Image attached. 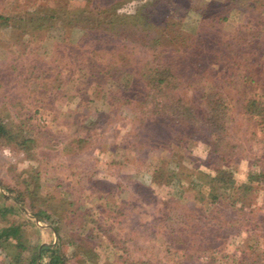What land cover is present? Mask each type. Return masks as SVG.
Segmentation results:
<instances>
[{"label":"trees","instance_id":"trees-1","mask_svg":"<svg viewBox=\"0 0 264 264\" xmlns=\"http://www.w3.org/2000/svg\"><path fill=\"white\" fill-rule=\"evenodd\" d=\"M71 2L54 0L51 5L36 6L31 13L44 14L43 17L27 19V28L15 29L19 32L16 38L21 40L24 49H29L30 41L23 37L31 36L36 30L48 31L49 37H66L74 30L93 32L91 49L83 53L90 55V63L85 65L79 55L71 52L76 55L77 73L68 71L71 73L62 83L61 73L56 71L53 87H63L65 95L83 99L86 96L82 93L89 85L108 84L117 90L112 102L129 105L133 124L130 141L151 153L168 154L172 149L184 152V161L181 157L180 161L174 162L175 174L170 171L165 158H158L159 166L147 178L150 192H156L161 204L173 212L180 208L173 220L183 221L176 230H171L168 224L163 227L166 237L164 257L172 264L176 260H179L178 264L198 261L202 264H264V228L256 234L259 222L253 221L249 225L246 219L248 215H255L256 193L264 191V57L261 61L252 57L253 54L264 56V22L244 18L242 25L233 26L234 33L230 38H227L229 33L222 31L217 39L202 36L206 25L220 28L228 25L232 10L245 16L251 12L264 14V0H102L100 5L80 1L76 7ZM128 4H132V9L127 7ZM80 5L84 6L78 7ZM77 7L81 8L78 10L81 13L88 14L74 15ZM213 7L218 8L220 14L213 13ZM129 9L131 11L127 13ZM104 13L113 19L106 23L98 20ZM0 20L10 24L11 34L15 24L20 23L16 17L4 18L2 14ZM56 29L62 33L51 35ZM26 52L23 50L22 55H27ZM105 55L109 62L102 65ZM128 64H134L138 73L123 81V77H118ZM205 65H221L229 70L226 75L230 78L229 83L233 81L232 69L240 66L242 73L239 71L236 76L241 74L244 84L253 83L258 88L254 91L260 97L253 96L242 106L241 120L244 122L241 125H233L235 121L229 115L228 100L220 86L209 80ZM43 70V76L47 78L48 69ZM31 74V70L27 72L28 77L23 79L25 83L30 81ZM105 74H108L107 78L102 77ZM161 133H165V138L160 137ZM26 143L31 142L26 138L20 140L0 117V147H13L16 151ZM73 143L78 146L83 141L70 138L66 145L68 151ZM249 144L255 146L260 155L251 161L241 157L246 162L242 172L239 156ZM197 146L205 150L204 159L217 164L218 169L195 167L185 151ZM240 172L243 177L237 182L236 175ZM178 175L188 183L191 180L197 182V185L191 184L194 193L190 199L185 195H172L169 185L177 181ZM0 190V222H3L0 225V251L7 263H22V256H25L27 264H64L63 254L59 251L60 239L51 246L41 242L24 243L20 224L15 222L16 216L26 213L30 222L45 224L51 220V214L39 207L34 209L32 202L27 206L29 209L24 208L23 195L16 188L0 185ZM142 196V193L137 195L135 203ZM146 200L147 197L144 206L152 204ZM98 206L102 215L114 221L113 216L106 215L109 211L105 203ZM142 207L139 206L140 211L144 210ZM122 212L118 209L115 215ZM139 213L133 215L134 221ZM88 216L92 215H85ZM85 217L73 229L74 233L89 224ZM252 226L256 227L252 228L253 232ZM34 228L42 231L41 227ZM59 229L51 227L46 231L59 238ZM207 253L210 254L202 258ZM45 258L47 260L43 261Z\"/></svg>","mask_w":264,"mask_h":264},{"label":"rangeland","instance_id":"rangeland-1","mask_svg":"<svg viewBox=\"0 0 264 264\" xmlns=\"http://www.w3.org/2000/svg\"><path fill=\"white\" fill-rule=\"evenodd\" d=\"M53 1L0 0V14L4 18L14 16L20 21L19 25L15 24L11 34L10 24L1 23L0 20V117L20 140L26 138L31 142L19 146L16 151L13 147H0V185L10 189L16 188L23 195L24 208L32 202L34 209L39 207L51 214V220L45 224L30 222L26 213L16 216L15 222L20 224L21 241L31 245L41 242L42 245L51 246L60 239L62 244L59 241V251L63 254L64 264H172L163 253L166 241L163 227L165 224H168L171 230L181 227L183 221L173 220L176 214L180 213V208L173 212L161 204L156 192H150L147 178L150 172L159 166V162H156L158 158H165L173 168L174 162L180 161L181 157L184 161L185 154L173 149L168 154H153L145 149L141 150L130 141L129 133L133 124L129 105L120 104L118 101L113 103L112 97L117 95V90L111 89L108 84L89 85L85 93H82L86 96L83 99H73L71 95L64 94L66 92L63 87H53L56 71L61 73L62 83L71 72L77 73L74 66L76 55L71 52L79 55L85 65L90 63V55L83 53L91 49L93 39V32L88 31L74 30L67 33L66 37H49V32L42 29L33 31L31 36L29 34L23 37H28L30 41L29 49H24L21 40L16 38L19 32L15 29L27 28L25 23L29 18L43 17L44 14L35 15L31 12L36 6L45 3L51 5ZM80 1L93 5H100L102 2L72 0L71 5L76 7ZM131 5L128 4L127 7L131 8ZM78 7L74 15L88 14L78 11L81 9ZM129 11L131 10H127V13ZM212 12L220 14L219 9L215 7ZM228 16V25H222L221 28L218 25H206L202 36L217 39L222 31L229 33L227 38H230V34L234 33L233 26L242 25L244 18L260 20L262 24L264 22V14L251 12L245 16L232 10ZM92 18L93 16L90 17ZM112 19L107 13L98 16V20L103 23ZM57 33L62 32L59 29L51 31V35ZM55 39L59 43L54 41ZM23 50L27 51V55H22ZM252 57L261 61L264 56L253 54ZM102 58V65L109 62L106 55ZM33 65L38 68H33ZM39 68L48 69L47 78L43 76L44 70ZM205 68L209 80L220 86L228 100L229 115L235 121L233 125H241L244 122L241 120L242 106L247 99L260 97L259 93L254 91L258 88L253 83L244 84L241 74L236 76L239 71L242 73L243 68L240 66L232 69L231 83L230 78L226 77L229 70L221 65H205ZM30 70V81L25 83L23 79L28 77L27 72ZM68 71L71 72L68 74ZM120 72L122 74L118 78L123 77V81H126L129 75H137L138 68L134 64H128ZM37 75L40 77L37 78ZM87 76H90V73ZM102 77L107 78L108 74ZM173 132L171 130V134ZM159 135L165 138V133ZM89 136L90 139H87ZM70 138L81 140L83 143L78 146L73 143L71 151H68L66 145ZM16 143H19V140ZM262 145L264 146V143ZM244 149L240 159L245 157L251 161L260 155L252 144L246 145ZM185 153L189 154L188 157L195 163V167L211 171L218 169L217 164H211L212 162L204 159L205 150L203 151L202 147L187 149ZM242 160L239 165L244 172L246 162ZM171 168L170 171L175 174V168ZM242 172L236 175L237 182L242 179ZM176 178L177 181L180 180L179 183L172 181L169 185L172 195H185L190 199L194 193L191 187L197 185V182L191 180L188 183L182 175ZM140 193L143 196L135 203L134 200ZM146 197L148 203L152 204L144 206ZM103 203L109 211L106 215L113 216L114 221L100 212L98 205ZM139 206H143L144 210L140 211ZM118 209L123 212L116 216L115 211ZM88 210L90 211L87 212ZM137 212L140 213L134 221L133 215ZM254 212L255 215H248L246 219L249 225L253 221L259 222L260 227L255 230L257 234L264 228V191L256 193ZM86 214L92 216L85 217ZM84 217L89 224L80 232L74 233L73 229ZM34 224L37 228L41 227L42 231H37ZM0 225H3V222H0ZM51 227L60 228L59 238L47 233L46 229ZM89 228L92 229L91 232ZM252 228L256 227H250L251 231ZM226 248L230 249L228 243ZM4 257V253L0 251V264H8ZM202 258L200 260H203ZM46 260L47 258L43 259ZM178 262L179 260H176L173 264ZM18 264H27V258L22 256V263Z\"/></svg>","mask_w":264,"mask_h":264}]
</instances>
